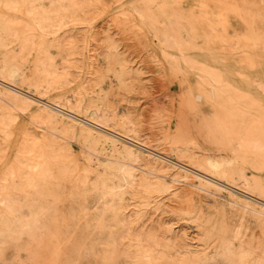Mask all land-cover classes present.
<instances>
[{"label":"rangeland","instance_id":"obj_1","mask_svg":"<svg viewBox=\"0 0 264 264\" xmlns=\"http://www.w3.org/2000/svg\"><path fill=\"white\" fill-rule=\"evenodd\" d=\"M100 1L104 7H114L126 6L129 0ZM130 1L132 7L143 10L147 20L153 21L157 30H166L169 34L175 32L180 37H186V34L190 33V28L187 26L186 29H175L172 24L176 15L196 22L195 28L197 27L199 31L207 30L210 23H215L217 27L210 34L211 43H219L220 36L227 31L229 38L226 42L220 43L234 58L239 54V49L246 38L249 39V49L246 52L248 54L259 36L264 37V0H244L246 8L242 11L235 8L226 16V21H222L223 16L214 7L215 0ZM231 1L238 5L239 0ZM161 2L169 5L165 12L158 7ZM199 3H209L210 7L201 10ZM250 9L254 11L250 18L245 19ZM94 25L101 37L111 36L116 44V52L120 57L125 56L123 60L136 71V76L132 75L124 85L111 79L112 74L107 71L109 65L105 48L102 49L104 46L95 42L88 48L90 71L84 75L87 53L80 36L85 34V31L76 26L73 29L67 27L59 31L57 37L62 43L65 42L64 52L54 56L56 66L63 69L66 67L63 71L67 72L66 78L70 82L66 85L68 90L65 92L46 90L44 93L46 95L41 96L32 86L25 88L16 84L15 87L33 97L45 98L54 105L78 108L72 103L71 98L79 86L78 83L83 81L85 84L83 87L91 89L95 82L106 76L100 88V95L87 89L82 91L81 99L89 102L106 96V105L115 108L117 116L128 111L129 117L134 121L130 133L133 132L131 134L143 140L149 147L157 151L161 149L160 151L168 157H177L188 163V159L180 150L184 128L203 146L202 153H194L197 157L204 156L219 163L238 151L236 140H232L230 146L221 148L212 145L204 131L198 130L201 120L209 114L208 103L198 101L192 96L189 80L180 81L163 75L160 69L161 54L158 49H154L151 37L146 36L148 33L145 34V31L137 27L135 15L127 14L114 21L105 16L98 18ZM251 28L256 29L253 36L250 35ZM72 36L78 40L76 39L70 46L68 41L70 37L73 38ZM16 49L17 46L10 45L0 52L11 53ZM25 49H29L28 45ZM70 53L71 57L67 56ZM262 61L264 62V59ZM255 62L258 63L257 60ZM24 68L26 73L34 70L31 62L25 63ZM113 69L118 70L117 67ZM78 109L83 110L81 107ZM32 110L34 111V108L18 109L0 98V129L7 128L6 131L14 136L21 135L28 140L37 138L42 143H47L46 148L53 155L54 162L53 171L45 175L43 188L46 196L42 202L46 215L40 219L38 228L31 235L24 234L18 237L16 224L14 222L10 224L9 236L3 242L0 240V264H136V249L139 246L142 249L158 250L170 247L171 251L166 250L167 260H163L167 264H179L180 261L187 259L196 260L198 256L202 257L204 252L208 254V258L200 259V262L210 264L209 256L214 253L213 239L217 233L212 224L220 221L226 222L231 230L241 227L242 232L232 241V248L251 246V250L255 251L252 252L253 257L264 250V215L242 206L226 192L212 193L189 181L182 179L175 181L169 174L158 170L157 166L143 158L129 162L133 169V180L130 185L132 187L121 186L123 181L119 169L121 164L126 162L120 161V156L118 157L120 154L113 150L109 143L100 141L97 146L93 145L96 146L95 151H91L89 142L83 143L78 128L71 130V137L64 138L60 123L56 125L55 130L48 126L46 129L45 125L34 124L30 118L34 113ZM117 119L109 122V126L112 124L110 128L116 132L124 131V125ZM2 121L5 125L1 123ZM50 135L55 138L53 142L49 140ZM134 145L141 146L138 143ZM3 147L1 144L0 148ZM191 151H195L192 146ZM4 164V160L0 162V169ZM110 165L114 168H109ZM219 168L222 169L221 177L225 179L229 174V166L219 165ZM202 172H205L203 169L199 173L206 176ZM249 172L259 180L264 176V170ZM165 185L166 187L169 185L168 190ZM9 195L14 198L16 192L10 190ZM38 196L32 198L35 201L32 202V206L40 201ZM147 202L150 203L143 205ZM2 207L1 204L0 208ZM18 214L27 219L29 210L23 207Z\"/></svg>","mask_w":264,"mask_h":264},{"label":"bare ground","instance_id":"obj_2","mask_svg":"<svg viewBox=\"0 0 264 264\" xmlns=\"http://www.w3.org/2000/svg\"><path fill=\"white\" fill-rule=\"evenodd\" d=\"M213 3L217 12L223 16L222 21H226V16L235 8L240 11L246 8L244 0H239L238 5L231 0H215ZM126 4V6L104 7L100 0H0V51L10 45L17 46V49L11 53L0 52V77L2 78L0 98L21 110L34 108V111L32 110L34 113L30 115L34 124L45 125L46 129L49 127L55 130L56 125L60 123L62 125L61 134L64 138L71 137V130L78 128L83 143L88 141L91 151H95L94 148L100 141L109 143L112 149L120 154L118 155L120 161L126 162H123L119 169L123 181L121 186L128 187L132 184L131 161L143 158L157 166L158 170L169 174L175 181L178 179L189 181L212 193L226 192L231 199L242 206L264 215V176L259 180L249 172V170H264V62L262 61L264 59V37L259 36L248 54L246 52L249 49V39L246 38L239 49V54L234 58L231 52L220 43L226 42L229 38L227 31L222 33L219 43H211L210 34L217 27L215 23H210L207 30L199 31L197 27L195 28L196 22L176 15L172 24L175 29H186L187 26L190 28V33L188 32L186 37H180L175 32L169 34L166 30H157L154 22L147 20L142 9L132 7L130 0ZM175 6L178 7L177 4ZM198 6L201 10H206L210 4L199 3ZM158 7L165 12L169 5L161 2ZM253 11L254 9H250L244 18H250ZM127 14L135 15L137 27L145 31V34L148 33L146 36L151 37L154 49L159 50L160 69L163 75L180 81L189 80L192 96L198 101L208 103L209 114L201 120V124L197 127L198 130L204 131L207 140L212 145L215 144L221 148L230 146L232 140H236L238 151L232 157L217 163L204 156H195L194 153H202L203 146L184 128L182 129L184 139L180 150L188 159V163L177 157H168L160 151L161 149L157 151L131 134L134 121L129 117V112L119 114L120 117L117 116L116 109L106 105V96L97 101L82 100V91L90 89L83 87L85 86L83 81L78 83L77 90L71 96L72 103L78 108L81 107L82 111L78 108L54 105L45 98L33 97L15 87L16 84L25 88L32 86L41 96L46 95L44 94L46 90L67 91L66 85L70 82L66 78L65 73L67 72L63 71L66 67L63 69L56 66L54 56L62 52L64 48L65 42L62 43L57 37L59 31L67 27L73 29L76 26L85 31V34L80 36L87 53L84 75L90 71V50L88 49L90 44L92 42L101 43V46H104L102 49L105 48V56L109 65L107 71L112 74L111 79L124 85L126 80L137 73L126 65V61L123 60L125 56L121 58L116 52V44L111 36L101 37L94 23L98 18L105 16L114 21ZM255 32V28L250 29L251 36ZM72 37L68 41L70 46L77 39L75 36ZM27 45L29 49H25ZM153 52H151L152 56ZM70 55L71 53L67 56ZM256 60L258 63L255 62ZM29 62L34 70L26 73L24 65ZM71 63L74 62L71 61ZM113 67H117L118 70L115 71ZM106 78V76L101 77L90 91L98 92V95ZM42 88L44 90H41ZM117 118L124 125V131L116 132L110 128L112 124L110 126L109 124ZM1 123L5 125L3 121ZM6 130L0 129V145H4L0 148V162L5 161L0 169V203L3 206L2 209L0 208V240L2 242L9 236V226L13 222L16 224L18 237L24 234L31 235L38 228L40 219L46 215L42 202L43 197L46 196L43 191L45 175L53 171L54 162L53 155L46 148L47 143H42L33 137V140L29 139L31 140L29 141L21 135L17 137ZM50 138H48L50 142L55 140L51 135ZM133 142L141 146H136ZM54 143L56 144V141ZM95 144L96 146L93 147ZM142 146L154 151H148ZM191 146L195 149L194 152L191 151ZM219 165H227L230 168L225 179L220 175L222 169ZM109 168L112 169L114 166L110 165ZM201 169L205 171L202 173L206 176L199 173ZM168 186L165 185L166 189H169ZM10 190L16 192L14 198L10 197ZM35 196H38L40 201L32 206L34 201L32 198ZM148 203L150 202L143 205ZM23 207L29 210L27 219L18 214ZM212 225L217 233L213 239L214 253L211 257L209 256L210 264H264V250L253 257L252 252L255 253V251L251 250V246L248 248L231 247L232 241L242 232L241 227L231 230L224 221ZM114 233L116 234L115 231ZM169 248L167 246L164 250L142 249L139 246L136 249V264H167L163 260H167L166 250ZM198 257L192 261L189 259L180 261L179 264H201L200 259L205 260L208 254L204 252L202 257L201 255Z\"/></svg>","mask_w":264,"mask_h":264}]
</instances>
